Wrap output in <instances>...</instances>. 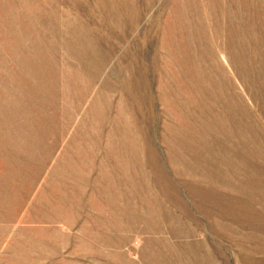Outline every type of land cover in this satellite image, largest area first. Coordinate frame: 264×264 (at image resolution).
<instances>
[{"label": "rangeland", "instance_id": "374dc122", "mask_svg": "<svg viewBox=\"0 0 264 264\" xmlns=\"http://www.w3.org/2000/svg\"><path fill=\"white\" fill-rule=\"evenodd\" d=\"M0 264H264V0H0Z\"/></svg>", "mask_w": 264, "mask_h": 264}]
</instances>
